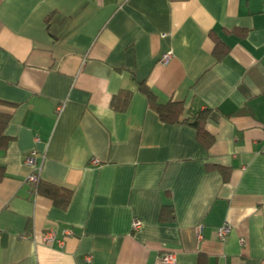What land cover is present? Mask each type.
I'll return each mask as SVG.
<instances>
[{"label":"crops","instance_id":"crops-1","mask_svg":"<svg viewBox=\"0 0 264 264\" xmlns=\"http://www.w3.org/2000/svg\"><path fill=\"white\" fill-rule=\"evenodd\" d=\"M142 82L206 111L210 143ZM0 99V264H264V0H0ZM31 150L65 208L26 182Z\"/></svg>","mask_w":264,"mask_h":264},{"label":"trees","instance_id":"trees-1","mask_svg":"<svg viewBox=\"0 0 264 264\" xmlns=\"http://www.w3.org/2000/svg\"><path fill=\"white\" fill-rule=\"evenodd\" d=\"M215 40V47L213 54L217 60L223 58L228 50L225 43L219 40L217 37L212 35ZM138 89L145 94L149 105L155 110L159 119L165 123H185L195 128L197 133V139L201 140L205 146L210 143L207 139V134L203 129V123L206 115V111H199L194 114H183V107L180 102L168 101L164 104L155 101V95L151 92L148 85L144 82L139 84ZM130 98V92L128 90H121L111 100V107L117 110H123L126 108ZM0 106H13L12 103H7L0 99ZM10 119V113L0 110V148H5L10 137L4 134V128ZM36 192L50 198L56 206L65 208L69 202L71 191L62 187L55 186L50 183L38 181L36 184ZM163 212L170 210L169 206L164 205L162 207ZM168 219H171L172 214L166 215ZM165 216V217H166ZM161 217H164L161 215Z\"/></svg>","mask_w":264,"mask_h":264},{"label":"built area","instance_id":"built-area-1","mask_svg":"<svg viewBox=\"0 0 264 264\" xmlns=\"http://www.w3.org/2000/svg\"><path fill=\"white\" fill-rule=\"evenodd\" d=\"M172 55L171 50L166 51L165 53H163L160 57V61L162 63H166V61L170 58V56ZM62 105L58 104L56 106V110L60 111L61 110ZM44 159V155H40V157L38 158V161L36 159V152L34 150H31L30 152H28L25 156H24V162L26 164H28L29 166H31L32 171L27 175L26 177V182L34 189V187H36L37 182L39 181L38 178V174L39 171L41 169V165ZM97 160L96 159H92L90 161L91 164L96 165L97 164ZM142 222L141 220L137 219V218H133L131 221V229L132 230H136L141 226ZM229 230V227L227 224H223L221 226H219L216 230V236L218 239L223 240L227 234ZM63 233L69 234V231H64ZM196 236L197 239H201L202 235H201V226L198 225L196 227ZM55 241V237L52 233H46L43 236V242L45 244L50 245L51 243H53ZM58 242V241H57ZM240 242H242V239H240ZM86 260L89 261L90 260V256L86 257ZM158 260L163 263V264H175L176 260H175V256L173 253H161L160 255H158Z\"/></svg>","mask_w":264,"mask_h":264}]
</instances>
